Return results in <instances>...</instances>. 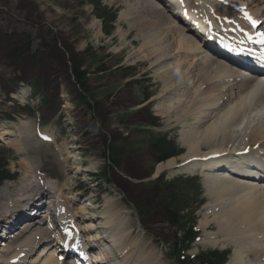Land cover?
<instances>
[{
    "label": "rangeland",
    "instance_id": "rangeland-1",
    "mask_svg": "<svg viewBox=\"0 0 264 264\" xmlns=\"http://www.w3.org/2000/svg\"><path fill=\"white\" fill-rule=\"evenodd\" d=\"M97 1L0 0V126L4 124L13 132L0 140V160L6 170L15 174L14 179L4 180L0 185H15L23 176L21 160L24 161L23 157L29 156L18 154L19 148L24 147L26 142L24 138L16 136L28 127L35 141L46 139L41 136L43 133L51 136L50 144L63 148L66 152L64 156H67V144L71 147L68 151L72 154L73 170L69 173L65 166L62 170L66 178L76 177L73 184L69 180L70 186L73 185L80 194L69 214L74 218L76 229L80 225L75 209L77 205L90 201L92 213L100 216L99 213L105 206L104 201L110 199L113 207L127 212L131 221L129 227L124 226L125 231L130 228L133 230L128 238L129 243L125 242V235L122 237L124 241L121 240L125 255H131L130 258L139 253L147 256L137 264H173L171 259L163 255L166 251L164 244H168L170 248L174 235L178 234L168 215L171 211L175 212L174 214L181 216L180 224L185 225L186 220L190 219V210L194 208L196 227L200 220L207 221L204 230L197 228L200 230L198 238L208 242H197L199 246L193 243L188 254L194 255L198 250H205L207 253L210 249H218L217 252L228 250L231 255L234 250H240L238 264L245 261L256 263L258 253L256 251L255 254V250L258 245L264 247V225L260 223V215L252 217L249 223L233 225L240 214L241 204L239 207L236 205V209H231L229 203L235 202L236 196L213 187L212 191L218 189L229 200L225 207H213L217 200L208 196L203 187L206 176L199 170L189 174H172L170 170L174 169L163 167L159 174L154 175L158 166L167 164V159H174L178 166L184 160L181 157L186 148L180 141L188 127H177L176 122L172 121L174 117H168L166 113L160 115L159 106H163V103L168 105L166 101L159 106L158 103L151 102L160 89V80L152 65L171 52L195 61V69L205 63L193 55L181 54L180 43L187 40L184 34L178 30L160 31L148 25L144 9L140 8V12L137 9L138 5H142V0H100L102 6L118 11L112 33L105 35L96 10ZM242 1L245 0L233 2ZM184 2L190 3V7L194 9L197 0ZM160 3L159 0L156 1L161 10L164 6ZM246 4L254 9V4ZM219 8L218 4L212 3L213 10ZM144 20L145 23L142 22ZM174 22L180 23L176 18ZM261 26L264 28V21ZM165 28L166 26L163 29ZM263 28L258 31L264 33ZM183 31L189 34L186 29ZM153 35H166V38H161L164 42H158L156 38L153 39ZM192 38L203 54L215 57L210 47L198 43L201 39L196 36ZM33 52L36 53L35 60ZM140 55L142 60H138ZM207 63L211 69L213 62ZM77 74L86 76L83 86L78 84ZM251 91L252 89L243 94L245 96L248 93L250 100ZM254 105L259 104L254 101L242 104L241 115L248 113L249 108ZM263 106L264 102L260 103L256 107V115L248 121L261 114V120L264 121ZM240 120L230 128L232 131L227 144L242 139L235 132ZM193 121H189L192 124L190 130L194 126ZM9 124L11 128L8 127ZM160 135L173 141L181 152L161 160L155 146ZM248 143L264 151V138L254 140L249 136ZM48 149L53 152L52 146H43L45 156L41 158V168L50 178H55V172L58 171L57 159L46 154ZM82 161L84 165L80 166ZM180 180L186 182L180 185ZM259 200L262 199L249 195L239 201L254 203ZM197 202L200 204L197 205ZM256 208V212L260 213L259 208L262 206ZM204 213L205 217L202 215ZM211 215H218L226 220L225 224L220 225L223 230L210 221ZM231 225L232 228L228 229ZM99 229L101 231L102 228ZM56 230L57 228L54 231ZM208 233L216 239L211 245H205L211 242ZM78 234L84 235V232ZM257 263L261 264L262 259L258 258ZM226 264L235 263L229 257Z\"/></svg>",
    "mask_w": 264,
    "mask_h": 264
},
{
    "label": "bare ground",
    "instance_id": "bare-ground-1",
    "mask_svg": "<svg viewBox=\"0 0 264 264\" xmlns=\"http://www.w3.org/2000/svg\"><path fill=\"white\" fill-rule=\"evenodd\" d=\"M174 1L179 5L180 11L183 14V17L178 15L181 18L182 22H180L182 25L179 23L176 24L170 16L161 13L159 10L160 8L158 9L154 4L155 2L153 3L152 0H142V7L138 5L137 9L139 12L142 10H140V8L144 9L148 16V25L160 31L178 30L181 34H184L187 40L180 43L182 46L181 54L193 55L194 58H198L199 61L205 64L195 69L193 67L195 61L192 59L187 60L180 54L171 52L165 57H160V61H155L152 65V68L156 70L155 73L157 78L160 80V89L159 94H157L151 102L158 103L159 106L160 103L166 101L168 105L163 103V106L161 104L159 106L160 115L166 113L168 117H174L172 121L176 122L177 127L183 125L188 127V130L183 132V138H181L182 141H180L186 148L184 155L181 157L184 160L179 164L180 167L174 162V159H167V164L158 166L154 175L159 174L160 169L163 167L174 169L170 170L172 174H189L199 170L201 174L204 173L206 176L204 178L203 187L208 193V196L211 199L217 200L213 207H225L229 203V200L224 197L218 189L212 191L213 187L226 190L236 196L235 202L229 203L231 204V209H236L234 207H236V205L239 207L241 204L240 214L237 216L233 225L249 223L250 219L255 215L261 216L260 223L262 222L264 225V177L260 175L257 176L259 170L264 172V163H259L255 155H252L258 150L256 149V145L248 143L249 136L250 138H254V140L264 138V121L261 120L263 117L262 114H259L260 116L258 118L248 121V119L250 120L255 116L257 112L256 107L264 102V76L251 72H249L251 74H248L247 70L242 71L232 66L229 64L232 62L228 54L225 58H220L218 56H215L218 57L217 59L215 57H208L200 51V47L193 41L192 36L183 31V28L187 30L192 27L190 21L201 27L204 30L202 40H204V43L210 44L209 47L211 49L213 48V52H217L218 47L230 46L227 43L224 44L223 42L225 41L231 43L236 41L237 44H243L246 47L253 48L252 45L245 43L244 36L248 33L252 34L254 31L247 25L242 14L255 19L260 18L264 21V0H245L237 3V8L232 6L234 0H227L231 4L227 7L217 3L215 0H197L194 9L190 7V3L184 2V0H181V2L179 0ZM247 2H249L250 5L254 4V9L249 6L247 7ZM212 3L218 4L220 8L213 10ZM187 18L190 21H188ZM142 22L145 23V20ZM165 26L166 28L164 30L163 28ZM199 27L195 28L199 30ZM141 36H143V34L140 35V37ZM152 37L160 42L163 38H166V35H153ZM200 42L201 41H198L201 45L203 42ZM216 45L218 47H216ZM161 49L160 47V50ZM221 49L222 54L226 55L224 50L227 49ZM234 49L237 50L238 48H233L232 51H235ZM203 52H205V50ZM138 60H142L141 55ZM208 61L213 62L211 64V67L213 66L211 69L210 64L207 63ZM250 89H252L250 93L252 100H250L248 93L245 96L243 95ZM175 94L176 98L174 99ZM167 100L175 101L167 102ZM246 101L258 102L259 105L251 106L248 113L241 115V113H243V107L241 105ZM158 106L156 107L157 113ZM191 119L194 120L192 130H190L192 124L189 122ZM239 119L241 120L235 132L238 133L242 139L227 144L230 140V133L232 131L230 128ZM67 124L70 125L69 122ZM5 127L4 124L0 126V140L3 136H8L13 133L12 130L7 127L6 129ZM8 127L11 128L12 126L9 124ZM202 127L204 128L198 131V129ZM20 134L16 137L24 138L26 145L19 148L20 153L18 154L28 155L29 157H23L24 161L21 160L24 173L21 179H19V182H16L15 185L8 183H2L0 185V216L2 215V217H0V222L2 226H4L6 232L13 234L9 238L0 234V244H5L3 247L0 245V264H12L14 258L18 259L19 264H62L61 260L64 258V254L62 253L63 242L60 241L62 237L58 233L54 235L52 230L57 225L62 229L69 228V222L72 223V220L66 216L71 214L72 206L77 204V197L80 195L76 192L73 185L70 186L73 184L76 177L71 176L66 178L62 170L64 166L69 173L73 170L71 162L72 154L68 151L70 145L68 146L67 144V156H64L65 151L63 148L58 147L54 143L51 145V142H49L50 140L35 141L28 127H25ZM43 146H49V148L53 146V152H49L48 149L46 154L50 155L54 160L57 159L56 167L58 171L57 173L55 172V178L57 179L56 184L47 181L44 182L40 179L36 180V176L43 169L41 168V158L45 154ZM12 147L15 150L13 145ZM245 149H247L249 153H247ZM216 152L217 154H213ZM82 162L84 163V161ZM228 163L231 166H229ZM244 163H253V165L251 167L242 166ZM235 164L237 165L234 166ZM219 168L224 170H219ZM227 168L230 169L227 170ZM21 169L23 170V168ZM35 170H38V172H35ZM239 194L246 195L245 197L254 195L262 200L254 203H241L239 200L245 197L238 196ZM41 195L48 197L49 201L44 203L41 197H38ZM90 197L93 198V196ZM89 202L86 201L84 204L81 203L77 205L75 209L80 218L79 229L85 233L83 239H80V249H86L87 246H89V249H95L100 256L98 260L96 256L92 257V261H96L95 264H137L147 257L142 254L140 255V253L139 255H132L131 258V255H125V248L121 240L124 241L122 237L125 235V242L128 241L129 243L130 239L128 238L133 230L132 228L128 231L124 230V226L126 225L129 227L131 222L128 217H126L127 214H123L124 211L114 208L111 203L112 201L106 199V201H104L105 206L99 213L100 216H97V213L95 215L92 213L91 208L93 207H90L91 202ZM31 203H34V205L38 207L39 213L37 212V215L36 213H32V209L27 208L32 206ZM58 205L62 206L60 209H63V214L65 215L57 213V210L59 211ZM256 206H262V208H259V210L261 209V212L259 211L260 213L256 212ZM19 207H24V210L18 214V210L16 209ZM206 213L202 214L203 217L206 216ZM15 214H17L16 217L14 216ZM34 214L37 217L34 216ZM99 219H101V221L98 222L97 220ZM210 221L215 222L216 224H214L218 226L219 229H222L220 225L226 223V220L218 215H213ZM206 225L207 221L204 219L198 222V228H203L201 230H204ZM233 225L228 229H231ZM99 228H102L101 231ZM98 230L99 235L97 234ZM203 233L206 234V232ZM209 235L211 242L205 245H211L216 241L213 235ZM88 241H91L93 245L88 244ZM197 242L207 243L208 240L201 238L197 239L194 243L196 246H199ZM11 246L12 249H10ZM234 247L233 245V248ZM256 251L258 253V255H256V263L245 261L242 264H259L257 263L258 258L262 259L261 264H264V247L258 245L255 254ZM231 258L230 261L232 260L233 263L238 264L240 261V250H234ZM116 259L119 260L116 261ZM128 259H130V261H128ZM155 262L156 261H154V263ZM67 264L78 263L74 262V260H69Z\"/></svg>",
    "mask_w": 264,
    "mask_h": 264
},
{
    "label": "trees",
    "instance_id": "trees-1",
    "mask_svg": "<svg viewBox=\"0 0 264 264\" xmlns=\"http://www.w3.org/2000/svg\"><path fill=\"white\" fill-rule=\"evenodd\" d=\"M99 16L105 17L106 20L111 18L113 19L112 13H110L107 9L103 7H99ZM77 81L78 84L83 86L85 83V76L84 74H77ZM80 99H82V96L78 95ZM155 146L157 149L163 154V157L161 159H164L170 155H175L177 152L176 148L173 146V144L170 141H165L164 139H160L156 142ZM0 167H3V165L0 163ZM3 171L0 168V173ZM6 174V171H4ZM186 181H181L180 184L183 185ZM189 188V187H188ZM175 212L171 211V214H169L168 218L172 219V226L175 227L176 231L180 230L181 234L174 235V250H177L181 247L186 246L190 242L191 239L194 238V231H193V224L195 222V218H191L189 221L192 223L191 226H188V220H186V225L181 226V216H177V214H174ZM172 215V216H171ZM184 228V230H183ZM225 259V254L220 253L217 251H210L207 253L202 254L201 258H199V263L201 264H222V262Z\"/></svg>",
    "mask_w": 264,
    "mask_h": 264
},
{
    "label": "snow or ice",
    "instance_id": "snow-or-ice-1",
    "mask_svg": "<svg viewBox=\"0 0 264 264\" xmlns=\"http://www.w3.org/2000/svg\"><path fill=\"white\" fill-rule=\"evenodd\" d=\"M259 42H262V43H264V40H261V41H259Z\"/></svg>",
    "mask_w": 264,
    "mask_h": 264
}]
</instances>
